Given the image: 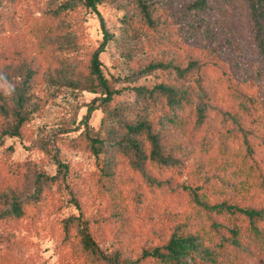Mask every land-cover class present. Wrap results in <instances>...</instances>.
I'll return each instance as SVG.
<instances>
[{
    "label": "trees",
    "instance_id": "obj_1",
    "mask_svg": "<svg viewBox=\"0 0 264 264\" xmlns=\"http://www.w3.org/2000/svg\"><path fill=\"white\" fill-rule=\"evenodd\" d=\"M135 1L144 15L145 27L153 33L150 46H174L170 35L155 29L151 8L145 0ZM103 2L84 0L86 8L98 16L103 30L100 46L86 51L89 72L83 75L78 69L69 68L58 80L60 87L103 96L96 99L101 100L99 105L88 107L84 117L87 128L93 112L117 94L103 73L100 59L112 39L98 10ZM177 23L179 35L197 48L212 50L215 61L202 64L194 59L183 66L174 57L151 65L150 70L168 74V80L153 88L132 89L143 99L144 111L149 110L151 117L129 123L122 113L107 111L124 136L113 141L112 137L103 139L86 133L83 143L98 164L95 178L100 197L115 206L119 204L133 217L132 205L137 207L146 194L151 196L153 206L176 194L173 182L160 178L169 172L191 180L182 186L183 211L164 214L167 224L174 225L168 241L142 248L135 258L134 251L125 246L112 254L108 252L100 226L105 221L82 216L69 218L63 225L62 244L69 248L73 259L87 264H239L243 256L245 259L246 254H253L252 240H264V0H193L180 9ZM8 24L0 8V34ZM43 28L49 31L48 19H37L31 26L36 39L32 43L34 62L25 69L23 81L16 87L11 113L0 107L2 114L14 119L8 123L5 136H20L27 122L28 117L23 114L28 102L26 95L31 92L39 70L33 65L41 58L47 60L49 55L43 43L47 38ZM74 45L81 49L79 39ZM113 131L109 133L116 135ZM116 153L129 158L145 182L144 187L138 180L123 178L114 171ZM57 163L58 174L68 169V165ZM58 174L36 175L30 201L15 199L1 213V219L20 221L34 215L31 204L42 203ZM148 210L150 215L155 212V220L156 211L150 206ZM117 222L122 227L126 225L125 219ZM231 254L238 258L230 259ZM66 263L77 264L68 260ZM0 264L19 262L8 252L0 251Z\"/></svg>",
    "mask_w": 264,
    "mask_h": 264
},
{
    "label": "rangeland",
    "instance_id": "obj_2",
    "mask_svg": "<svg viewBox=\"0 0 264 264\" xmlns=\"http://www.w3.org/2000/svg\"><path fill=\"white\" fill-rule=\"evenodd\" d=\"M191 1L145 0L151 8L155 29L175 41L174 46L160 49L150 46L153 33L145 27L144 15L135 0H105L98 6L112 35L100 57L102 70L117 94L110 103L93 112L87 128L84 118L87 109L99 105L101 100L96 99L102 95L60 87L58 80L69 68H76L83 75L89 72L86 51L96 49L103 40L98 16L86 8L84 0H3L0 8L9 27L0 34V74L15 90L23 81L25 69L34 62L32 43L36 39L30 30L32 24L45 18L50 28L48 32L43 28L47 32L43 43L49 55L47 60L41 58L33 65L39 70L31 92L26 95L28 102L23 114L28 118L20 136L12 138L3 134L14 119L0 112V215L15 199L24 203L30 201L36 175H57L58 161L68 165V169L58 174L41 204H31L34 215L20 221H3L0 217V251L8 252L19 264H67V260L87 264L71 258L69 248L62 244L64 222L78 216L105 221L100 226L104 229L103 240L110 254L125 246L134 251L135 258L142 248L168 241L174 225L167 224L164 214L176 215L183 211L182 186L191 180L163 173L160 178L170 179L177 188L176 194L158 206H153L151 196L146 194L137 207L132 205L135 213L131 217L119 204L115 206L97 193L95 172L99 171L98 164L83 138L86 133L103 139L112 137L113 141L124 136L107 111L122 113L124 121L129 123L151 117L149 110L144 111L143 99L132 91L135 87L153 88L168 80V74L150 70L151 65L174 57H178L183 66L194 59L202 64L215 61L216 54L212 50L197 48L179 35L177 14ZM78 39L80 50L74 45ZM15 90L6 96L0 89V107H6L10 113ZM111 129L116 135L109 133ZM128 159L116 153L114 171L123 178L138 180L144 187L145 182ZM149 206L158 215L155 220L152 217L155 212L152 215L148 212ZM122 214L127 215L123 218ZM118 219H125L126 225L122 227ZM250 244L253 254H246L245 259L243 256L239 264H264V240H252ZM229 258L238 257L231 254Z\"/></svg>",
    "mask_w": 264,
    "mask_h": 264
},
{
    "label": "clouds",
    "instance_id": "obj_3",
    "mask_svg": "<svg viewBox=\"0 0 264 264\" xmlns=\"http://www.w3.org/2000/svg\"><path fill=\"white\" fill-rule=\"evenodd\" d=\"M0 89L4 90V94L6 96L12 95V93L15 90L14 86L9 84V82L7 81L6 77L3 74H0Z\"/></svg>",
    "mask_w": 264,
    "mask_h": 264
}]
</instances>
